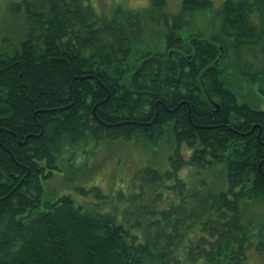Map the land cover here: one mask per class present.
<instances>
[{
	"label": "trees",
	"instance_id": "1",
	"mask_svg": "<svg viewBox=\"0 0 264 264\" xmlns=\"http://www.w3.org/2000/svg\"><path fill=\"white\" fill-rule=\"evenodd\" d=\"M212 4L170 18L167 0L108 17L87 0L11 3L0 264H264V0H226L187 30ZM137 140L170 149V168L144 167L132 193L79 188L83 205L50 193L75 150Z\"/></svg>",
	"mask_w": 264,
	"mask_h": 264
},
{
	"label": "rangeland",
	"instance_id": "2",
	"mask_svg": "<svg viewBox=\"0 0 264 264\" xmlns=\"http://www.w3.org/2000/svg\"><path fill=\"white\" fill-rule=\"evenodd\" d=\"M20 1L0 0V35L3 34L6 38L13 37V41L17 40L15 36L19 32L21 22L10 12V5L12 2ZM150 1L87 0L96 13L107 17L111 16L117 5L122 4L131 10H142L150 5ZM211 1L213 4L211 12H208L209 17H206L205 21L200 18L197 23L193 24L194 26L187 27V30H192L193 27L203 29L208 23H213L212 13L217 12L226 0ZM182 2L183 0H167L166 13L170 18L180 12ZM75 152L74 165L68 167L66 171L55 173L56 177L48 182V189L54 195L69 194L77 204L82 205L86 202L91 203L95 196L93 194L84 195L79 188L87 189L92 184H97L109 194L114 193L119 187L132 193L141 182L144 167L149 166L160 171L170 168L168 160L170 149L168 150L163 145L158 148L151 147L138 140L130 143L102 141L86 145ZM181 173L184 174L186 182L191 184L192 179L185 176L186 171L183 170L180 175ZM254 258L257 259L255 256Z\"/></svg>",
	"mask_w": 264,
	"mask_h": 264
}]
</instances>
